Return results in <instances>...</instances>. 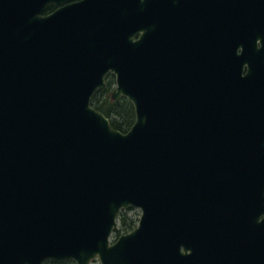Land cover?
Returning a JSON list of instances; mask_svg holds the SVG:
<instances>
[{"label":"water","instance_id":"95a60500","mask_svg":"<svg viewBox=\"0 0 264 264\" xmlns=\"http://www.w3.org/2000/svg\"><path fill=\"white\" fill-rule=\"evenodd\" d=\"M209 3L0 0V264H264V0Z\"/></svg>","mask_w":264,"mask_h":264},{"label":"trees","instance_id":"16d2710c","mask_svg":"<svg viewBox=\"0 0 264 264\" xmlns=\"http://www.w3.org/2000/svg\"><path fill=\"white\" fill-rule=\"evenodd\" d=\"M52 7L48 8V11ZM114 84V76L108 74L106 77V86L97 90L91 97V105L103 112L110 120L111 126L125 132L133 124L135 120V112L133 104L125 97L120 96L113 99L111 96L112 86ZM131 209V208H127ZM136 225L132 217L127 215L126 209L120 211L118 218V227L115 235L131 230ZM45 264H76L73 260L56 261L48 260Z\"/></svg>","mask_w":264,"mask_h":264},{"label":"flooded vegetation","instance_id":"af4514ba","mask_svg":"<svg viewBox=\"0 0 264 264\" xmlns=\"http://www.w3.org/2000/svg\"><path fill=\"white\" fill-rule=\"evenodd\" d=\"M190 1V0H186ZM57 6L53 5L51 10H54ZM179 13H185L186 15L195 13V17L199 23V27H202L204 21L207 24V31L209 30V19L211 16L210 3L209 0H197V3L192 6L189 4H183L182 0H178V17Z\"/></svg>","mask_w":264,"mask_h":264},{"label":"rangeland","instance_id":"374dc122","mask_svg":"<svg viewBox=\"0 0 264 264\" xmlns=\"http://www.w3.org/2000/svg\"><path fill=\"white\" fill-rule=\"evenodd\" d=\"M113 87H114V85L112 86V89H113ZM122 210H124V209H122ZM122 210H120V211H122ZM126 211H127V215L129 217H132V219L137 224L140 213H141L140 209L138 207H132L131 209H126ZM88 264H100V261L96 258V259L91 260Z\"/></svg>","mask_w":264,"mask_h":264}]
</instances>
